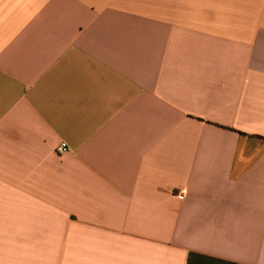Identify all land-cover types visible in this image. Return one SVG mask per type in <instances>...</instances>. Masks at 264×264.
<instances>
[{"label": "crops", "instance_id": "crops-1", "mask_svg": "<svg viewBox=\"0 0 264 264\" xmlns=\"http://www.w3.org/2000/svg\"><path fill=\"white\" fill-rule=\"evenodd\" d=\"M0 264H264V0H0Z\"/></svg>", "mask_w": 264, "mask_h": 264}, {"label": "built area", "instance_id": "built-area-1", "mask_svg": "<svg viewBox=\"0 0 264 264\" xmlns=\"http://www.w3.org/2000/svg\"><path fill=\"white\" fill-rule=\"evenodd\" d=\"M66 151V145L64 143L60 144L59 146H57L56 148V152L58 154H63Z\"/></svg>", "mask_w": 264, "mask_h": 264}]
</instances>
